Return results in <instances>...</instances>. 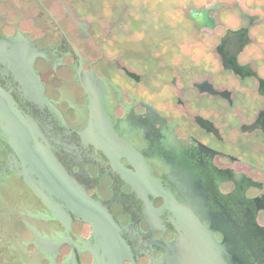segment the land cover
Masks as SVG:
<instances>
[{
	"label": "flooded vegetation",
	"instance_id": "flooded-vegetation-1",
	"mask_svg": "<svg viewBox=\"0 0 264 264\" xmlns=\"http://www.w3.org/2000/svg\"><path fill=\"white\" fill-rule=\"evenodd\" d=\"M215 6L175 25L168 12L146 15L151 33L138 40V14L121 7L91 18L88 0H0V87L110 215L122 264L175 254L178 216L159 190L212 234L224 262L264 264V49L252 17L226 25ZM228 30L243 40L222 42ZM83 86L100 100V138ZM60 211L24 181L0 130V264H97L91 225Z\"/></svg>",
	"mask_w": 264,
	"mask_h": 264
},
{
	"label": "water",
	"instance_id": "water-1",
	"mask_svg": "<svg viewBox=\"0 0 264 264\" xmlns=\"http://www.w3.org/2000/svg\"><path fill=\"white\" fill-rule=\"evenodd\" d=\"M243 33L228 30L222 42H227L235 35L241 36L243 40ZM20 56L23 72L29 82H34L35 74L29 55ZM83 87L91 104L89 133L94 138H100V123L103 120L99 111L100 100L96 98L95 91H91L87 86ZM37 95L41 98V93ZM0 130L16 158L21 176L34 193L58 216L62 215L60 210L65 207L91 225L96 242L102 250V255L99 256L98 251L90 249L97 264H122L120 256L125 252V246L110 215L67 174L51 152L36 122L24 114L12 96L1 87ZM159 193L166 199L169 208L177 212V228L180 231L178 238L170 245L175 254L171 258H162V261L166 259L167 264H227L222 260L219 246L212 234L191 212L177 204L169 193L162 190H159ZM55 200L60 201L62 205H57Z\"/></svg>",
	"mask_w": 264,
	"mask_h": 264
},
{
	"label": "rangeland",
	"instance_id": "rangeland-1",
	"mask_svg": "<svg viewBox=\"0 0 264 264\" xmlns=\"http://www.w3.org/2000/svg\"><path fill=\"white\" fill-rule=\"evenodd\" d=\"M91 4L89 16L99 18L115 8H124L125 19H131L134 13L138 14V21L134 27L137 32L136 39L140 40L151 33L143 22V17L158 12L173 14L171 24L179 21L177 16L182 11L192 8H210L215 6V14L226 25H238L244 17H252V34L264 49V0H88ZM113 9L110 11V9ZM105 16V15H104ZM154 31V30H151Z\"/></svg>",
	"mask_w": 264,
	"mask_h": 264
}]
</instances>
